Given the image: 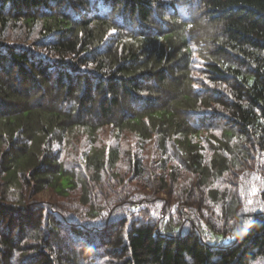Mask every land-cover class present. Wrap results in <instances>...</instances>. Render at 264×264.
<instances>
[{"label": "trees", "instance_id": "1", "mask_svg": "<svg viewBox=\"0 0 264 264\" xmlns=\"http://www.w3.org/2000/svg\"><path fill=\"white\" fill-rule=\"evenodd\" d=\"M262 260L264 0H0V264Z\"/></svg>", "mask_w": 264, "mask_h": 264}, {"label": "rangeland", "instance_id": "2", "mask_svg": "<svg viewBox=\"0 0 264 264\" xmlns=\"http://www.w3.org/2000/svg\"><path fill=\"white\" fill-rule=\"evenodd\" d=\"M3 35L7 39V41H10L11 43H14V44L17 43L14 40H17V38L21 37L20 32L13 31V33H11V31L9 29L8 30L6 29V31H4ZM28 44H30V41H28ZM50 195L51 194L49 191H44V192L38 194L37 198L41 199L42 201H48L50 199ZM253 264H264V260L255 262Z\"/></svg>", "mask_w": 264, "mask_h": 264}]
</instances>
